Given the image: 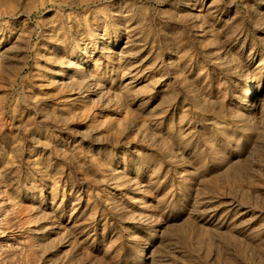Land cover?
Segmentation results:
<instances>
[{"label":"rangeland","instance_id":"374dc122","mask_svg":"<svg viewBox=\"0 0 264 264\" xmlns=\"http://www.w3.org/2000/svg\"><path fill=\"white\" fill-rule=\"evenodd\" d=\"M0 264H264V0H0Z\"/></svg>","mask_w":264,"mask_h":264}]
</instances>
